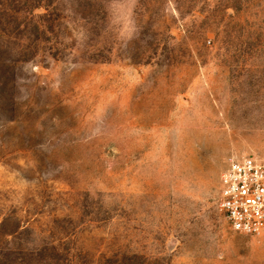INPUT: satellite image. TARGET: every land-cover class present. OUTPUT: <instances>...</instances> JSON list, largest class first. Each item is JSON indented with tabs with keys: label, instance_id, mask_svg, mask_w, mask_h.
I'll return each instance as SVG.
<instances>
[{
	"label": "rangeland",
	"instance_id": "1",
	"mask_svg": "<svg viewBox=\"0 0 264 264\" xmlns=\"http://www.w3.org/2000/svg\"><path fill=\"white\" fill-rule=\"evenodd\" d=\"M249 155L264 0H0L2 246L67 233L79 264H264V230L218 207Z\"/></svg>",
	"mask_w": 264,
	"mask_h": 264
},
{
	"label": "built area",
	"instance_id": "2",
	"mask_svg": "<svg viewBox=\"0 0 264 264\" xmlns=\"http://www.w3.org/2000/svg\"><path fill=\"white\" fill-rule=\"evenodd\" d=\"M218 207L234 231L259 234L264 230V157L229 160L220 177Z\"/></svg>",
	"mask_w": 264,
	"mask_h": 264
},
{
	"label": "trees",
	"instance_id": "3",
	"mask_svg": "<svg viewBox=\"0 0 264 264\" xmlns=\"http://www.w3.org/2000/svg\"><path fill=\"white\" fill-rule=\"evenodd\" d=\"M2 226V225H1ZM3 236L5 245L0 244V261L3 263L12 264H28L29 261L33 264H79L76 255L71 253L72 248L69 247L67 233H64L61 238H57L59 245L51 247H43L36 250L35 253H29L28 249H22L18 245V239L15 232H6ZM30 255V260H25L24 256ZM34 256V257H33ZM27 261V263H25ZM99 262V260H98ZM100 264V263H99ZM109 264H120L118 260H111ZM129 264V263H128Z\"/></svg>",
	"mask_w": 264,
	"mask_h": 264
}]
</instances>
